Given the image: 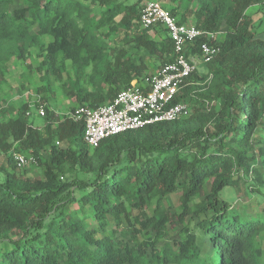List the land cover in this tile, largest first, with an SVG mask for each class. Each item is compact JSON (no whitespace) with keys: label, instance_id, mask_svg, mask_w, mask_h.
<instances>
[{"label":"trees","instance_id":"trees-1","mask_svg":"<svg viewBox=\"0 0 264 264\" xmlns=\"http://www.w3.org/2000/svg\"><path fill=\"white\" fill-rule=\"evenodd\" d=\"M169 1L179 24L224 34L177 100L191 116L96 148L82 121L47 106L43 128L26 105L0 121V264H264V215L225 196L243 187L247 198L264 196V37L248 14L264 0H191L197 6L183 12ZM142 9L141 0H0V93L11 60L25 66L34 49L41 62L25 69L60 83L80 107L113 101L148 59H175L168 31L143 27ZM14 152L33 156L43 176L17 167ZM174 194L178 208L165 204Z\"/></svg>","mask_w":264,"mask_h":264},{"label":"built area","instance_id":"built-area-1","mask_svg":"<svg viewBox=\"0 0 264 264\" xmlns=\"http://www.w3.org/2000/svg\"><path fill=\"white\" fill-rule=\"evenodd\" d=\"M141 23L149 28L162 25L169 33L175 51V59L158 69L153 75L135 78L111 102L97 108L78 107L71 117L84 124V142L96 148L109 138L129 131L139 130L163 122L187 119L192 106L186 101H177L182 95L187 79L197 70L198 64L214 59L219 47L211 42H220L223 32H206L195 25L179 24L177 19L157 0H142ZM205 36L207 41L200 47L198 56L186 55L187 45ZM38 114L45 117V105H40ZM63 143L57 142V146ZM19 168L36 163L33 156L13 153Z\"/></svg>","mask_w":264,"mask_h":264},{"label":"rangeland","instance_id":"rangeland-1","mask_svg":"<svg viewBox=\"0 0 264 264\" xmlns=\"http://www.w3.org/2000/svg\"><path fill=\"white\" fill-rule=\"evenodd\" d=\"M142 1V0H141ZM161 3L162 6L170 5L169 0H157ZM175 4H178L180 10L183 12L184 10L191 11L194 6H197L191 0H179ZM143 5V1H142ZM248 14L253 18L254 29L257 31L260 24L264 23V14L258 13L256 14V10L250 8L248 10ZM189 19L188 23L193 24ZM224 37V34H222ZM46 41L49 38L45 39ZM48 43V42H46ZM41 62V59L37 56V50H32L31 55L28 56L27 63L25 66L31 65L36 67ZM147 71L145 75H153L154 73L150 72L148 67L151 69L160 68L158 65H154L149 59L146 61ZM25 66L22 61H18L16 59L11 60V65L7 71L6 79L7 84L4 86L3 91L0 93V105L3 110H6L8 113L7 118H4L0 114V121H6L12 117H15L17 111L21 109L23 106L28 107L29 119L34 125L38 128H43L45 125L44 119L38 114L39 106L44 104L45 107H49L52 111H54L59 118H64L67 116H71L75 110L80 107L75 98L67 96L63 93L61 84L57 81L51 79L50 83H46L42 80L41 75L36 72L31 73L29 70L25 69ZM205 65L200 63L197 66V70L204 72ZM69 74L71 72V66H68ZM43 94L47 97L46 101L41 99ZM39 105V106H38ZM64 145V144H63ZM6 160L5 156H0V164L4 163ZM258 167L261 168V164H258ZM28 175L32 179H39L43 176V169L41 166L31 165L25 169ZM245 187L242 190L239 188L237 190H227L225 193L226 197H235L232 203L250 214L256 216L257 214L264 215V196L257 194L253 195L251 198H247L245 196ZM264 191V190H263ZM179 195L174 194L170 196V198L165 200V204L167 206L171 205L175 208H178L179 205ZM77 208V206H73V209ZM264 252V246H263Z\"/></svg>","mask_w":264,"mask_h":264},{"label":"crops","instance_id":"crops-1","mask_svg":"<svg viewBox=\"0 0 264 264\" xmlns=\"http://www.w3.org/2000/svg\"><path fill=\"white\" fill-rule=\"evenodd\" d=\"M251 8H253V10H256V14H258V13H262V14H264V9H262L261 6H254V7H251ZM259 28H260V29H258L257 32H258L259 34H262V36L264 37V23H263V24H260V25H259ZM152 34H154V32H152ZM148 69H149L150 72H152V73H156V72L158 71V68H156V69H151V67H148Z\"/></svg>","mask_w":264,"mask_h":264}]
</instances>
